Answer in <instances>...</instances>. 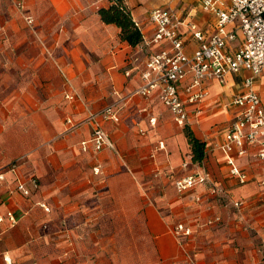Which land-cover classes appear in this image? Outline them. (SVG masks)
<instances>
[{"label":"crops","instance_id":"1","mask_svg":"<svg viewBox=\"0 0 264 264\" xmlns=\"http://www.w3.org/2000/svg\"><path fill=\"white\" fill-rule=\"evenodd\" d=\"M123 2L143 36L135 47L100 20L98 9L109 0H0V264H190L191 257L194 264H264V163L255 147L236 157L246 176L241 184L215 147L239 109L232 98L241 76L210 81L199 115L186 104V126L205 143L202 164L191 161L184 127L159 102L158 89L127 97L148 57L167 46L150 43L153 9L180 17L187 54L198 45L188 24L208 38L210 15L199 0ZM241 41L238 33L228 49ZM188 81L177 85L183 100ZM254 89L264 106V71ZM65 92L77 96L66 100ZM111 105L119 121L98 123L113 147L81 151L92 130L88 114ZM200 165L225 197L201 185L175 190V180ZM230 201L244 205L237 210ZM213 216L220 221L207 225ZM179 222L199 228L180 242L172 232Z\"/></svg>","mask_w":264,"mask_h":264},{"label":"built area","instance_id":"2","mask_svg":"<svg viewBox=\"0 0 264 264\" xmlns=\"http://www.w3.org/2000/svg\"><path fill=\"white\" fill-rule=\"evenodd\" d=\"M199 6L210 15L213 31L206 38L194 24H188L198 42L197 47L189 54L185 53L183 40L177 31L178 25L182 23L180 17L172 10L162 8L153 9L149 13L148 19L155 25L150 43L159 44L166 41L167 46L148 57L140 74V84L127 97L135 95L146 98L158 89L159 102L170 112L174 122L184 127L189 118L186 104L194 107V115H199L201 105L208 94L206 86L210 81L222 83L229 74L240 75L242 89L232 98V104L239 109L222 141L215 147L224 156L228 175L242 184L246 181V176L237 167L236 157L244 156L249 147H255L257 159L264 163V106L254 89L256 79L264 71V0H199ZM16 7L22 10L21 1ZM26 20L32 23L31 17ZM238 33L242 37L241 44L229 50L228 44L236 39ZM187 76L189 81L182 89L185 95L183 100L177 85ZM76 96L69 92L64 93L66 100H72ZM113 108L111 105L98 113L88 114L87 120L92 123V130L89 140L80 143L81 151L86 152L89 144L94 152L113 147L108 135L98 123L99 119L118 122V114ZM66 125L71 127L72 121L67 119ZM15 166L16 162L8 165L9 169ZM182 167L186 168L187 163H183ZM93 171L97 173L98 169L94 168ZM2 179L3 175L0 173V180ZM196 185L205 187L209 196L225 197L223 188L213 183L201 165L174 182L175 190L179 193ZM260 185L264 188V173ZM17 189L24 196L30 193L22 184H18ZM193 199L196 204L201 202L199 195H195ZM229 204L239 210L244 201H230ZM40 206L48 211L44 204ZM206 209L210 210V207ZM8 221L13 223L14 218L10 215ZM219 221L218 216H213L206 219L205 223L212 225ZM198 228V222L195 226L179 222L174 225L172 232L181 242L192 236ZM189 262L194 264V259L189 258Z\"/></svg>","mask_w":264,"mask_h":264},{"label":"trees","instance_id":"3","mask_svg":"<svg viewBox=\"0 0 264 264\" xmlns=\"http://www.w3.org/2000/svg\"><path fill=\"white\" fill-rule=\"evenodd\" d=\"M98 15L102 22L114 24L118 27L120 29V39L131 47L142 43V33L136 22L132 19L130 10L123 0H109L107 7H100L98 9ZM183 130L189 145L191 161L201 164L205 156V143L198 139L187 126H184Z\"/></svg>","mask_w":264,"mask_h":264},{"label":"rangeland","instance_id":"4","mask_svg":"<svg viewBox=\"0 0 264 264\" xmlns=\"http://www.w3.org/2000/svg\"><path fill=\"white\" fill-rule=\"evenodd\" d=\"M195 233H196V232H195ZM195 233H194V234H195ZM194 234H193V235H194Z\"/></svg>","mask_w":264,"mask_h":264}]
</instances>
